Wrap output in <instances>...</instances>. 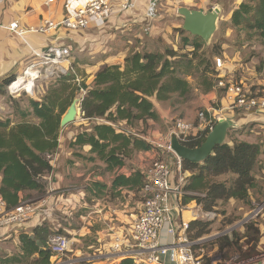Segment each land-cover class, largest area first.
Segmentation results:
<instances>
[{
    "label": "crops",
    "instance_id": "1",
    "mask_svg": "<svg viewBox=\"0 0 264 264\" xmlns=\"http://www.w3.org/2000/svg\"><path fill=\"white\" fill-rule=\"evenodd\" d=\"M46 1L0 0V24L3 26L0 28V84L11 76H15V78L21 76L30 63L38 60L37 54L47 46L56 45L71 50L72 57L65 62L70 64V69L84 70L87 77L84 76L83 79L89 78L84 82L90 88L95 74L102 67L115 65L123 67L128 52L130 50L139 51V48L132 47V45L133 43L142 44L140 41L144 40V34L148 32V36L151 38L166 36V34H158L161 31L154 23L163 19L162 15H155L156 10L158 12V8H155L158 0H130V8L123 12L115 9L114 14L103 27L92 24L82 32L64 30L47 34L35 32L34 30L42 27L45 22L60 21L67 14V6H80L87 2V0H58L47 6ZM242 1L235 0V5L234 2L232 3V9H236ZM192 6L195 8L194 10L205 11L202 8V2L193 3ZM69 12L71 13L70 10ZM230 19V13L222 15L219 12L218 21L224 23L227 20L230 23ZM13 22H16L19 28L25 31L23 35L18 36L9 32L6 27ZM250 44L243 43L239 49H253L255 46L249 47ZM258 44L261 46L260 43ZM219 57L224 62V69L218 72L215 68L217 78L224 77L226 81L231 82L235 80V82H241L250 88L253 86L264 88V77L261 75V71H257L255 68L257 61L253 62L255 66L254 64L252 66V59L239 63L237 67L241 72L236 73L237 77H234L230 74L236 69L232 70L234 67L227 63L226 54L223 52ZM252 57L254 58V56ZM227 64L233 68L228 67ZM81 73L83 72L81 71ZM69 75L70 73L67 74V76ZM190 85L192 89L189 95L200 97L198 111L215 107L222 110L223 120H230L233 123L225 140L228 145L232 146L234 140L254 144L264 138V111H228L231 101L226 96L224 89L216 86V82L208 89H204V85L201 84V86L197 82L193 86ZM151 101L159 120L164 124L168 123L169 119L183 118L197 125L196 114H192L195 103L190 109H188L190 106H187L183 112L172 115L170 110L172 107L170 109H165L166 106L162 108V104L155 98H152ZM90 123L88 126L87 120H80L79 127L75 129L76 126H74L72 129L75 130L72 131L73 134L72 132L71 134L66 133L70 134L67 138L63 136L64 143L66 139L69 142L63 148L61 142L58 145L56 150L58 157L52 170L40 179L42 185L40 191L31 190L19 193V203L33 202L42 207L23 228L19 230L0 228V254L9 256L19 254V234L30 235L34 228L47 224L53 231H60L73 237L74 248L71 258L80 261L76 264H114L113 262L107 263L106 260H98L96 257L106 254L114 235L124 234L128 231L133 220L141 211L144 200V194L141 191L143 178L141 186L137 187L123 184L114 185V181L119 177L129 179L133 177L132 174L135 171L144 169L155 156L156 150L134 151L130 155L135 156L136 160L133 161L130 156L127 158L121 156L124 164L121 167L110 168L107 160L99 159L95 153H91L89 145L70 146L71 141L79 133L77 130L83 125L90 127L95 124V121ZM155 124L156 122L149 121L148 126L155 127ZM11 125L14 123L11 122ZM119 125L126 131V134L134 133L136 135V130L125 126V122ZM136 126L143 127V124L139 122ZM155 128L152 134L156 138L151 140L160 141L162 137L158 135ZM63 130H67V126L60 131L58 139L62 138ZM86 130L90 132L91 128H86ZM259 163L262 164L261 161ZM261 172L264 175V170ZM255 176L256 174H254ZM0 198L2 197L0 196ZM185 214L184 212L182 217L192 222ZM228 237L230 238V236ZM120 262L117 261L115 264H120Z\"/></svg>",
    "mask_w": 264,
    "mask_h": 264
},
{
    "label": "trees",
    "instance_id": "2",
    "mask_svg": "<svg viewBox=\"0 0 264 264\" xmlns=\"http://www.w3.org/2000/svg\"><path fill=\"white\" fill-rule=\"evenodd\" d=\"M231 26L237 32L245 33L241 45L257 41L264 47V0H244L233 11ZM182 32L185 33L183 30ZM181 42L183 47L192 48L187 61L180 54V48L174 50L166 47L162 53L130 50L123 67H102L95 74L90 88L82 81L74 93V89L70 88L76 77L65 74L57 81L61 88L51 89L42 102L30 100L31 112H21V116L32 115L37 123L21 122L11 125L8 119L0 120V196L7 209L18 205L20 192L42 189L40 179L52 170L45 156L57 150L61 117L74 96L81 91H85V94L80 101V115L88 122L95 121V124L91 132L85 129L77 133L70 143L71 147L89 145L91 153H95L99 159L107 160L110 168L124 164L121 156L127 158L134 151H150L153 147L149 142L126 134L119 124L125 122V126L134 128L140 122L146 127L147 121H159L152 98L174 106L189 96L192 87L181 77L182 74L188 75L186 71L182 73L181 69L199 68L197 64H193L194 57L202 49L204 42L195 36L191 39L182 38ZM262 66L264 67V63L259 71ZM14 78L15 76H11L0 84V93H3ZM261 89L263 88L251 87L253 91ZM67 90L70 92L64 97ZM140 132L145 134L144 129ZM207 135L188 138L182 144L197 148ZM260 154L258 143L234 140L232 146L227 142L217 146L203 163L183 161V168L191 173L185 190L192 194L184 196L182 203L186 205L195 202L203 212H210L219 202L245 201L249 190L256 187L254 170L259 163ZM132 175L129 179L116 178L114 185L141 186L143 175L140 171H135ZM224 175H233L234 179L230 182L215 181ZM252 225L255 227L245 228L244 236L233 234L232 238L223 237L219 250L237 246V241L244 239L246 245L239 246L238 250L241 251L247 245H250V250L243 258L256 254L254 250L260 241V235L256 225ZM208 226V223L198 220L190 222V240L209 234ZM53 234L63 233L53 231L47 224L34 228L30 235L20 233V253L10 256L0 254V264H51L52 254L46 248V243ZM120 264L133 263L123 260Z\"/></svg>",
    "mask_w": 264,
    "mask_h": 264
},
{
    "label": "built area",
    "instance_id": "3",
    "mask_svg": "<svg viewBox=\"0 0 264 264\" xmlns=\"http://www.w3.org/2000/svg\"><path fill=\"white\" fill-rule=\"evenodd\" d=\"M57 1L47 0L45 4L48 6ZM129 8L130 0H87L84 5L67 6V14L60 21L45 22L42 27L34 31L43 34L58 30L82 32L92 24L103 27L114 14L115 9L123 12ZM69 10L71 13H68ZM6 28L18 36L25 33L16 22ZM37 57L38 60L30 63L21 77H26L28 71L38 70L36 66L41 62L56 66L61 74L65 73L67 70L64 71L61 65L71 57V50L67 47L50 45L37 54ZM214 65L218 72L224 69V62L220 57L214 58ZM17 79L18 77L8 86L11 94L15 90H10V87ZM216 86L224 89L231 101L228 111H264V89L253 91L241 82L226 81L224 77L217 78ZM21 91L23 90L14 92V95H18ZM222 113V110L215 107L199 110L196 114L197 125L183 118H174L167 137L160 141L144 139L152 145L156 154L144 169H139L143 175L142 209L128 231L114 235L106 254L97 256L96 259L114 264L123 260H130L133 264H264V237L261 238L253 256L241 258L234 254L222 258L220 255L214 256L205 252L204 245L207 240H190L188 236L190 222L182 217L184 212H189V218L196 221L203 218V215L205 217L208 215L201 211L199 205L196 210H192L187 209V204L182 203L184 196L192 194L185 190L190 172L183 168V161L171 150L170 139L174 136L182 143L188 138L209 134L216 123L223 120ZM57 157L56 151L45 156L51 168ZM41 207L38 203L20 202L17 206L7 209L6 203L0 198V228L13 230L23 228ZM259 216L261 222L256 227L263 228L264 201L252 209L243 224L254 223L255 218ZM46 248L52 254L51 264L80 262L69 257L74 248L72 236L53 234L48 238Z\"/></svg>",
    "mask_w": 264,
    "mask_h": 264
},
{
    "label": "rangeland",
    "instance_id": "4",
    "mask_svg": "<svg viewBox=\"0 0 264 264\" xmlns=\"http://www.w3.org/2000/svg\"><path fill=\"white\" fill-rule=\"evenodd\" d=\"M208 1L206 0L205 1L204 0H158L155 5V8L156 7L158 8V12L156 10L155 15H158V16L162 15L163 19L158 20L154 23L156 24V26L159 27L158 28L159 31H161V33H158V34H166V36L162 35V37L160 36V37L151 38L148 36L149 33L147 32L146 34H144L145 35L144 40L140 41L142 42V44L133 43L132 47L139 48L140 51L145 50L148 52H160V53H162L164 51V48L166 47H171L175 50L180 48L181 49L180 54L182 56H185L184 61H187L190 58L188 56H189V52L192 51V48L189 46L183 47L181 39L186 38V37L191 39L192 35H190L189 33L185 32L182 29L183 18L179 16V14L177 13V9L183 8V7L188 8V9H195L192 6V4L197 3V2H202L203 3L202 8L205 11L212 9V10H217L218 12H221L222 15H226L230 13L232 16L233 11L236 10L239 7V5L244 2L243 0L237 6L236 9H232L233 7L232 3L235 0H208ZM234 5H235V2H234ZM182 30L185 33H183ZM244 34H245L244 32H237L236 30L232 28L231 19H230V23L227 20H225L224 23H222L221 21H218L217 30L215 31L214 35L211 37L209 42L207 43L204 42L202 49L198 51L197 55L194 57L195 61L193 64L195 65L197 64L199 68L198 69H195V68L183 69L182 68L181 72L184 73L186 71L188 75L182 74L181 77L184 78L189 84H192V86L195 84V82H197L200 85L201 84L204 85V88L212 87L214 83L217 82L216 78L218 76L217 72L215 71L216 67L214 65V58L221 56L223 52L227 56L226 58L227 59L226 61H228L227 63H230L234 67V69L232 70L236 69V71L230 74L231 76L237 77L236 73L241 72V70L238 69L237 65L244 60L252 59L251 60L252 66L254 64L253 62L257 61L255 62V64L257 65L255 66L254 64V66L257 69V71H259L258 70L259 67H261V64L263 65L264 63V47L260 46L258 44L259 42L253 41L249 45V47L254 45L255 47L253 49L252 48L251 49L246 48L244 50H242V48L239 49V46H241V43L243 42L242 40L245 38ZM237 43H239L240 45ZM252 56H254V58ZM256 58L259 60H257ZM41 63L39 64V66L38 65L36 66L39 69L35 70V72L36 71L38 72V79L34 81V86H35L34 91L36 95L32 97V96H29L24 91L19 92L18 95H14L10 93L7 86L3 90V93H0V120L8 119L11 122H13L14 125L17 123H21V122L37 123L38 121L34 119L32 115H26L25 117L21 116V112L30 111V107H29L30 100L42 102V99L49 93L51 89L57 90L58 88H61L60 84L57 83V81L60 79L61 76L65 74L70 73L76 77L75 82H73V86H71L70 88L71 90L72 88L74 89V93L76 92L77 86L82 82L81 80L85 82L89 80V78L83 79L84 76L87 77L84 73V70L80 68L77 70L75 68H71L72 69L71 70L70 64H67L66 62H63V64L61 65L64 71L67 70L63 74H61L60 70L58 71V69H56V66H51V65H47L43 63L41 64ZM228 67L233 68L229 65ZM81 71L83 73H81ZM260 71H261L260 73H262L261 75L264 77L263 75L264 67L263 66L260 69ZM59 75L60 77H58ZM233 82H235V80ZM68 92L70 91L67 90L64 93L65 95L63 94L64 97L68 94ZM84 94H85V91H81L79 94L77 93L74 96V98L79 100L83 97ZM199 100H200V97L198 95L195 96L191 94L185 99L184 102L179 101V103L183 102L180 105L178 103H175L174 106H172L167 102L165 103L161 102L162 104L161 106L162 108H165L166 106L167 108L165 109H170L172 107L170 109L171 113L172 115L173 114L175 115V114H179L183 112V110H185L187 106H190L188 108L190 109L192 104L195 103L194 108L192 110V114L195 115L198 112L197 107H199L198 106ZM80 120H85L82 118V115H78L76 121L67 126L68 131L63 130V133L61 135L62 138L58 139V145L61 142L62 148L67 146V143L69 141L68 139H66L64 143V140H62L63 136L67 138L71 134L72 131H75L72 129L74 128V126H76L75 129L79 127L78 124ZM169 120H168V123L166 124H164L163 122L159 120L154 125L156 128L153 126H148L149 121H147L146 127L135 126L134 130H136L137 132L135 133L136 134L135 136L141 137L143 140L145 138L154 139L156 138V136L152 133H153V129L155 128L159 133L158 135L161 136L163 139L165 136L166 137L168 136L169 128L172 124V120L171 121ZM90 124L91 123L88 122V126ZM86 126L87 125H83L77 131L80 132L82 130L81 132H83L84 129L86 128L90 129L92 128L93 124L90 127L88 126L86 127ZM143 128L145 130V134H141V132L138 133ZM66 133H70V134H66ZM129 135H134V133L129 134ZM258 144L261 150L259 161H261L262 164L257 163V166L255 167L254 173L256 174V178H255L256 187L249 190L248 198L245 201L228 200L225 202H219L217 207H215V209L210 212H203L202 208H200L201 211L204 214H206V216L208 215L207 217L203 215V218L198 220V221L206 222L209 224L208 226L209 234L204 235L203 237L199 238V239L207 240V242L204 245V250L206 253L213 254L214 256L220 255L222 256V258H228L231 255L237 254L242 258L250 250V245H247L245 249H243L242 247L241 251L238 250L239 246L246 245L244 239L238 240L237 246L232 245V246H229L228 248L223 249L222 251L219 250L218 246L223 237L230 236V238H232L233 234H236L238 237L244 236L245 228L247 226H254L252 224L259 225V222H261L260 216H259L255 218L254 223L243 224L245 218L248 216V214H250L252 209L257 204H260L264 201V175H262V172H261L262 170H264V138L263 139L261 138V140L259 139ZM107 152L108 150H106V153ZM132 154L133 153L129 155H132ZM130 159L132 161L136 160L135 156H130ZM233 179H234V176L224 175V176H220L216 178L215 181L230 182ZM189 204L190 205L187 204L189 207L187 209L196 210V208L199 207L195 202H191ZM185 213H186L185 216L188 215V218H189V212H185ZM257 228L259 230L260 241H261V238L264 237V227L263 228L257 227ZM71 255L72 254H70L69 256L70 258H71ZM83 264H86V263H83Z\"/></svg>",
    "mask_w": 264,
    "mask_h": 264
},
{
    "label": "water",
    "instance_id": "5",
    "mask_svg": "<svg viewBox=\"0 0 264 264\" xmlns=\"http://www.w3.org/2000/svg\"><path fill=\"white\" fill-rule=\"evenodd\" d=\"M179 16L183 18L182 29L192 36L199 37L203 42H209L217 30L219 12L217 10H194L188 8L177 9ZM80 99L74 98L62 115L60 129L74 123L80 114ZM233 123L230 120H220L207 135L204 142L197 148H189L183 145L176 137L170 139V148L182 161L190 163H203L215 148L223 144L227 133Z\"/></svg>",
    "mask_w": 264,
    "mask_h": 264
},
{
    "label": "bare ground",
    "instance_id": "6",
    "mask_svg": "<svg viewBox=\"0 0 264 264\" xmlns=\"http://www.w3.org/2000/svg\"><path fill=\"white\" fill-rule=\"evenodd\" d=\"M35 78H38V72L28 71L26 77H18L17 81L11 85L10 90H15L14 92L23 90L29 96L33 97L36 95L35 91L33 90Z\"/></svg>",
    "mask_w": 264,
    "mask_h": 264
}]
</instances>
